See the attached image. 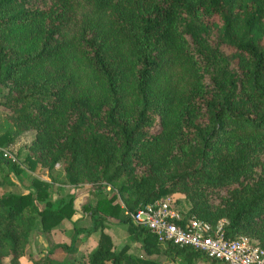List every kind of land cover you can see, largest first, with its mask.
Instances as JSON below:
<instances>
[{
    "label": "trees",
    "instance_id": "trees-1",
    "mask_svg": "<svg viewBox=\"0 0 264 264\" xmlns=\"http://www.w3.org/2000/svg\"><path fill=\"white\" fill-rule=\"evenodd\" d=\"M0 95V146L33 131L23 160L49 179L0 191V264H21L36 223L46 233L77 212L74 194L50 197L58 164L93 192L91 224L31 264H161L116 250L109 223L149 256L226 264L162 247L125 214L175 193L183 222L225 218L227 238L264 249V0H0ZM4 164L21 171L0 151ZM95 232L85 260L52 256Z\"/></svg>",
    "mask_w": 264,
    "mask_h": 264
},
{
    "label": "rangeland",
    "instance_id": "rangeland-1",
    "mask_svg": "<svg viewBox=\"0 0 264 264\" xmlns=\"http://www.w3.org/2000/svg\"><path fill=\"white\" fill-rule=\"evenodd\" d=\"M2 97L0 95V102ZM5 119L2 113H0V132L4 131L2 129L5 127ZM2 127V128H1ZM34 136L33 131H27L11 142L8 146H0V148L7 149L11 152L14 160H11V163L15 164L21 170L19 173H16L12 170H9L7 164L2 166V175L3 173L7 174V181L4 183L2 187H0V191L13 192V193H25L30 189V181L32 178L37 177L40 179L49 180L47 175L40 169V167H36L34 170H29L27 168V164L24 162L23 158L26 153V146L32 140ZM54 175H56V179L51 184L50 188V197L52 199L57 198L59 196H65L68 198L70 194H74L75 198L74 203L77 208V219L74 222H70V220H63L61 224L54 227L49 232L40 231L39 223H36L35 230L30 235L29 242L26 245L25 255L21 258V264H31L30 257H41L43 256L53 245L65 243L68 244L71 239V235L73 233V225L78 224V226H86L89 227L91 224L90 217L88 214L82 212L80 207L82 204L87 202L94 203V194L92 191L88 189V186H71L64 184V178L62 175L61 166L58 164L55 167ZM85 187L86 189H83ZM106 190H108L106 188ZM171 197L173 200L177 198L180 201V205L178 204L179 209L182 211L186 208L185 202L183 200V196L179 193H175L174 195H167ZM38 206L41 207L42 203H38ZM105 231L110 234L112 240L115 244L116 250L120 249L125 244L130 245V252L135 255L149 257L157 259L161 264H176L178 261V257L170 258L165 253L147 255L139 246V244L131 242L128 239V235L126 232V225L117 224V223H109ZM98 232L92 233L88 237L84 236V234H80L76 240V245L78 247V251L74 254L66 253L62 250L56 251L52 256L61 258L62 260H85V256L87 252L91 251L97 243L98 240ZM162 247H165V244H162ZM4 264H10L8 258L4 259ZM106 264H110L106 262ZM195 264H208L201 260H196ZM222 264V263H218Z\"/></svg>",
    "mask_w": 264,
    "mask_h": 264
},
{
    "label": "built area",
    "instance_id": "built-area-1",
    "mask_svg": "<svg viewBox=\"0 0 264 264\" xmlns=\"http://www.w3.org/2000/svg\"><path fill=\"white\" fill-rule=\"evenodd\" d=\"M0 151L3 158L14 160L9 150L0 148ZM125 214L136 224L147 227L161 244L190 246L226 264H264V249L251 238L240 235L229 239L225 236L227 219L222 218L215 225L195 218L183 222L182 212L169 196L134 212L125 211Z\"/></svg>",
    "mask_w": 264,
    "mask_h": 264
},
{
    "label": "crops",
    "instance_id": "crops-1",
    "mask_svg": "<svg viewBox=\"0 0 264 264\" xmlns=\"http://www.w3.org/2000/svg\"><path fill=\"white\" fill-rule=\"evenodd\" d=\"M83 189H86L85 187H83ZM76 199H78V197L76 198ZM77 214H78V212H76L73 216H72V218H71V220H70V222L72 223V222H74L78 217H77ZM61 224V223H60ZM78 225V224H77ZM58 226V225H57Z\"/></svg>",
    "mask_w": 264,
    "mask_h": 264
}]
</instances>
